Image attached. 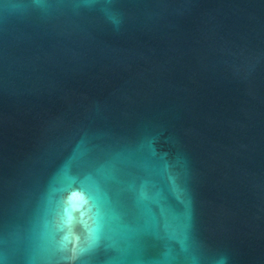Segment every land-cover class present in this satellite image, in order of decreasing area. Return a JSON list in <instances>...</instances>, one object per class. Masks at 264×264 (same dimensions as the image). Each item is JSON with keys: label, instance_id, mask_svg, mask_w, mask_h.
<instances>
[{"label": "water", "instance_id": "obj_1", "mask_svg": "<svg viewBox=\"0 0 264 264\" xmlns=\"http://www.w3.org/2000/svg\"><path fill=\"white\" fill-rule=\"evenodd\" d=\"M0 264H264V0H0Z\"/></svg>", "mask_w": 264, "mask_h": 264}, {"label": "snow or ice", "instance_id": "obj_2", "mask_svg": "<svg viewBox=\"0 0 264 264\" xmlns=\"http://www.w3.org/2000/svg\"><path fill=\"white\" fill-rule=\"evenodd\" d=\"M80 199H81V197L79 196L78 193H74L73 194L72 201H73L74 204L77 203V202H79Z\"/></svg>", "mask_w": 264, "mask_h": 264}]
</instances>
